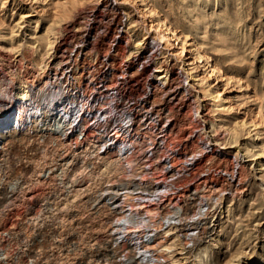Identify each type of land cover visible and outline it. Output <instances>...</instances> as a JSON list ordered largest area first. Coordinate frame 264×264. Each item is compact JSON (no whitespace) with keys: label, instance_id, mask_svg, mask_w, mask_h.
<instances>
[{"label":"rangeland","instance_id":"obj_1","mask_svg":"<svg viewBox=\"0 0 264 264\" xmlns=\"http://www.w3.org/2000/svg\"><path fill=\"white\" fill-rule=\"evenodd\" d=\"M151 20L174 36L136 46ZM0 76L90 101L111 85L95 107L138 144L122 167L108 130L11 127L0 264H264V0H0Z\"/></svg>","mask_w":264,"mask_h":264},{"label":"bare ground","instance_id":"obj_2","mask_svg":"<svg viewBox=\"0 0 264 264\" xmlns=\"http://www.w3.org/2000/svg\"><path fill=\"white\" fill-rule=\"evenodd\" d=\"M151 21H152V24L154 26L153 31H155L157 33V36L151 37V38L149 36L144 37L145 38L144 41L142 40L143 42H139L136 46L142 47L145 43H146V45H148L149 39H152L153 41L155 39L160 44L168 43L171 41L172 37L174 36L173 30H169L167 27L164 26V24H161L159 21H154V20H151ZM78 39H80V38H78ZM79 41H81V40H79ZM62 43H64V42H62ZM77 43H79V42H77ZM88 45H89V49L93 50V48H94L93 43L89 42ZM177 49L179 52H182L183 51V44L177 43ZM86 55H88V53ZM88 58H91V57H88ZM90 60H92V59H90ZM138 60H139V58H138ZM60 62H62V61H60ZM214 68L215 67H213L212 70H214ZM145 70H146V68L144 67V63H142V71L144 72ZM157 71H158V73L159 72L162 73L164 71V69H162L161 66H158V68L155 69L156 73H157ZM2 76H0V77H2ZM166 76L167 75H163V76L161 75L159 77L158 80L161 82V84H160V86L159 85H157V86H159V87H161L162 85L164 87L167 86L166 80H168V79L166 78ZM6 80L7 79L5 78V76L0 79V104H5V107H6L4 110L0 111V141H1L2 136L4 134H6L11 129V127L12 128L13 127L18 128V129L21 127H28V122H33L35 125V128H37L36 130H42V129L46 130V131H48V134L50 136H53V137L58 136L56 134H59L60 138H61V136H64L61 139L66 138V140L69 138V132L72 133V132H76L79 130H81V132H82V130H84L85 127L89 126V128L91 127L93 129V132H96L97 133L96 135H99V136L101 134H104L105 131L108 130L109 133L108 132L107 133L109 134V136H108V139L105 140L104 145H106V146L107 145L110 146V144L111 145L112 144H118L119 145L118 149L116 151V155L118 156V158H117L118 160L115 161L116 165L125 167L126 165L129 166L131 164L130 158H131V153L133 150H130V149L134 148V145L137 144L136 143L137 141L136 140H130V137L128 136V134H126V133H128L130 126H131L130 121H129L131 118L130 119L128 118V120H126V121L122 118L121 122L124 123V125H125L124 126L125 129H123V130H122L123 126L118 125L119 122H116V121L114 122L111 120L110 113L112 110L117 109L118 105L116 103H118L117 100L120 99L118 97V95H116V94L114 95V93L109 92V88H111L110 87L111 85L110 86L108 85L109 87L106 88L105 90H101L100 92H97L96 94H98V95L96 97H95L96 94L93 95L92 96L93 98L90 101L89 97L92 94H87V98L85 97L84 99H82V97L84 96L83 94L81 96H79V93H77L76 91L65 90V88L59 87L58 85L59 84L61 85L62 83H61V81L60 82L57 81L58 78L57 79L55 78V81L53 83L52 82H45L44 86L42 85L44 87V89L42 88L41 90H38L36 93L33 91H30L31 85L26 84V83H28L27 81L26 82L25 81L19 82V83L14 85L12 79L7 80V81ZM125 83H127V85H130L129 84L130 81H128V79H126ZM92 85L93 84H91V86ZM94 86H96V85H94ZM91 89H92V87H90L88 90H83V93H84V91L89 92V90H91ZM165 89L166 88H164V89L159 88L158 90L160 92H164ZM132 95H133V93L129 92V94H127L125 98L123 96L122 97L125 99V101L127 103H129V101L132 98ZM6 99H7L8 103H7ZM99 101L100 102L104 101V103H106V104L108 102L110 103V101H115L116 103L114 102V104L112 106H109L107 108H105V105H103V103H102L101 107L96 108L95 107L96 103L100 104ZM102 108H103V112L99 113ZM93 109H95V113H94L95 115L90 117V115L93 112ZM144 112L147 113V111H145V108H144ZM9 116H11V117L9 119H7ZM77 121H78V123H76ZM90 121L92 122V124L88 125V123ZM79 123H80V125H79ZM78 126H79V128H77ZM58 128H59V130H58ZM100 129H103V133L98 132V131H100ZM62 131H64V132L62 133ZM107 133H106V135H107ZM259 135H260V133H259V131H257V136L255 137L254 140H257L259 138ZM89 137L90 136H88V138ZM77 143H78V141H77ZM139 143H142V142H139ZM90 147L93 148V145H91ZM94 147H95V145H94ZM105 148H109V147H105ZM228 151H226V152H228ZM259 153L261 154V152H259ZM259 153H257V154L260 155ZM226 154H229V153H226ZM124 155H125V157H123ZM119 160H123V163H125V162L126 163L123 164L122 162H119ZM255 160H257V159H255ZM72 182H73V180H72ZM187 214H188L187 211L183 212V215L186 217H188ZM156 229L157 228H152L150 230V232H154V231H156ZM142 237L143 236H141V239H142ZM219 239L215 241L216 245L219 244V242L221 241ZM144 248L146 250L140 251L141 252L139 254L140 256H146L145 253L147 252V250L149 248H147L146 244L144 245ZM203 253H204V255H206L205 251ZM142 258H144V257H142ZM200 259H201V256L197 255L196 261L199 262ZM143 260H145V259H143ZM143 260L142 261L139 260L140 263H138V264H147V262H149L147 260L145 262H143ZM152 260H154V259H152ZM150 264H152V263H150Z\"/></svg>","mask_w":264,"mask_h":264},{"label":"built area","instance_id":"obj_3","mask_svg":"<svg viewBox=\"0 0 264 264\" xmlns=\"http://www.w3.org/2000/svg\"><path fill=\"white\" fill-rule=\"evenodd\" d=\"M11 116H9L7 119H9Z\"/></svg>","mask_w":264,"mask_h":264}]
</instances>
